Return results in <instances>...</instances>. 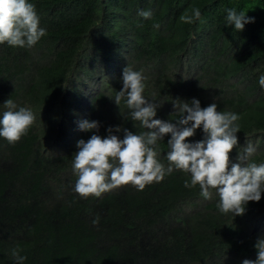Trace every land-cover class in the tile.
<instances>
[{
    "label": "trees",
    "instance_id": "trees-1",
    "mask_svg": "<svg viewBox=\"0 0 264 264\" xmlns=\"http://www.w3.org/2000/svg\"><path fill=\"white\" fill-rule=\"evenodd\" d=\"M46 35L31 48L0 44V116L11 99L36 116L14 144L0 137V264H241L255 260L264 238V191L243 215L217 208L219 197L184 186L190 174L174 169L143 190L131 184L81 198L72 161L79 139L109 127L123 139L146 129L117 106L122 70L146 77L143 95L161 104L157 119L175 122L173 104L196 98L217 104L236 122L238 153L251 143L249 162L264 163V0H29ZM199 8L191 24L180 16ZM255 20L237 31L225 26L226 9ZM140 10L153 15L144 19ZM99 129L82 131L81 121ZM196 129L188 142L203 138ZM166 134L158 159L168 166ZM99 217V222L93 220Z\"/></svg>",
    "mask_w": 264,
    "mask_h": 264
},
{
    "label": "clouds",
    "instance_id": "clouds-1",
    "mask_svg": "<svg viewBox=\"0 0 264 264\" xmlns=\"http://www.w3.org/2000/svg\"><path fill=\"white\" fill-rule=\"evenodd\" d=\"M225 11V26H234L237 31H242L246 24L255 20L246 14L248 11L237 12L235 8ZM138 15L150 19L153 13L140 10ZM200 18V9L193 8L191 14L185 12L181 15L180 21L191 24ZM45 35L46 30L39 26V16L33 3L29 0H0V44L31 48ZM145 79L140 71L126 66L122 70L123 86L113 99L117 106L124 100L130 120L138 121L146 131L134 134L118 125L114 130L123 131V139L112 134V127L106 129L108 134L103 138L93 132L87 141L79 139L76 142L78 151L72 161V170L77 177L73 190L81 198L100 197L105 192L129 184L143 190L146 185L162 181L176 169L190 174L184 186L194 188L199 185L204 199H212L214 189L219 197L216 206L221 213L243 215L249 201L261 199L264 163L249 162V157L256 152L251 143L243 153H238L237 162L230 160L229 154L238 143L236 133L240 126L236 122L240 116L234 112L218 111L216 103L202 108L200 101L193 98L190 103L173 104L179 113L175 122L154 118L161 104L144 97ZM258 83L264 89V75L259 77ZM4 107L7 110L0 116V137L14 144L28 132L36 116L27 107L17 110L11 99L4 102ZM79 128L98 131L99 123L84 120L79 123ZM196 129H202L203 138L188 142L187 138L194 136ZM166 134H170L166 143L167 167L158 159L156 150L157 142ZM98 222L97 216L93 224ZM254 247L256 259H243L241 264H264V238H258ZM20 251L18 247L12 250L15 264H23L26 260Z\"/></svg>",
    "mask_w": 264,
    "mask_h": 264
}]
</instances>
